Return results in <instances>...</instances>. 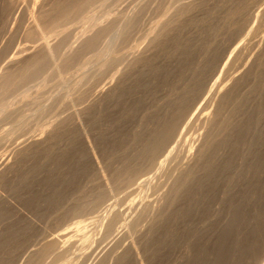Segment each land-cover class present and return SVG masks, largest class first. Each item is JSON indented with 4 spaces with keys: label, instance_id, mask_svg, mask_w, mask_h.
<instances>
[{
    "label": "rangeland",
    "instance_id": "1",
    "mask_svg": "<svg viewBox=\"0 0 264 264\" xmlns=\"http://www.w3.org/2000/svg\"><path fill=\"white\" fill-rule=\"evenodd\" d=\"M8 1L0 264H264V0Z\"/></svg>",
    "mask_w": 264,
    "mask_h": 264
},
{
    "label": "bare ground",
    "instance_id": "2",
    "mask_svg": "<svg viewBox=\"0 0 264 264\" xmlns=\"http://www.w3.org/2000/svg\"><path fill=\"white\" fill-rule=\"evenodd\" d=\"M89 1L90 3V0H58L57 2H54L52 3V5L49 7V8H45L41 14H39L37 16V26H39L40 28H54L56 25H58L61 21L63 22L64 19L66 18H69L71 16H74L72 15L74 12H77V10L79 11L80 9L82 10V6H84L85 3H87ZM9 3H11L12 5H14V0H9L8 1ZM80 10V11H81ZM79 11V12H80ZM78 13V12H77ZM141 14V13H140ZM92 17V16H91ZM108 18V17H107ZM111 20V19H110ZM113 20V19H112ZM109 21V20H108ZM107 23V22H106ZM108 24V23H107ZM109 25V24H108ZM112 25V24H111ZM97 26V25H96ZM100 26V25H99ZM38 27V28H39ZM110 27V26H109ZM41 28V29H42ZM63 29V28H62ZM96 29V28H95ZM45 30V29H44ZM58 31V30H57ZM37 32L36 28L35 30L33 31H28V34L30 36L32 35H35V33ZM43 32V31H42ZM50 32V31H49ZM40 33V32H39ZM39 35V34H38ZM95 35V34H94ZM94 35H91V37H88V39L86 40L85 43H87L88 45H91L93 44V42L96 40V37L98 36H94ZM40 36V35H39ZM43 36V35H42ZM36 37V36H35ZM39 38V37H38ZM28 39V38H27ZM32 39V38H31ZM97 40H98V37H97ZM99 41V40H98ZM38 42V41H37ZM122 50V49H121ZM48 52V50H47ZM47 52H46V57L48 56L47 55ZM49 54V53H48ZM45 57V55H44ZM43 57V58H44ZM46 57H45V60H46ZM43 58H37L35 59L34 62H36V64L38 63H41V62H44ZM38 62V63H37ZM41 65V64H39ZM45 65V64H44ZM4 71V70H3ZM20 72V71H18ZM18 72H15V71H8L7 74H5L1 80V82L4 84V88L3 90L5 89V87L7 86H11V85H14V84H17L18 83V80L20 82L21 79H24L22 78L21 74L18 73ZM22 72V71H21ZM38 72V71H37ZM2 73V72H1ZM234 78V77H233ZM233 81V80H232ZM3 87V86H2ZM8 87V88H9ZM1 88V87H0ZM7 90V89H6ZM4 90V92L6 91ZM27 93V92H26ZM1 94V93H0ZM3 94V93H2ZM239 212V211H238ZM236 215V214H235ZM263 228V227H261ZM225 231V230H224ZM260 231V230H259ZM226 235V234H225ZM261 238V237H260ZM261 240V239H260ZM219 250V249H218ZM241 253V252H240ZM222 254V253H221ZM254 254V253H253ZM218 256V255H217ZM240 256V255H239ZM205 259V258H204ZM222 259V257H221ZM225 260V259H224ZM216 262V261H215ZM214 262V263H215ZM224 263V262H223ZM220 264V263H219Z\"/></svg>",
    "mask_w": 264,
    "mask_h": 264
}]
</instances>
